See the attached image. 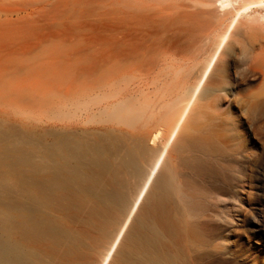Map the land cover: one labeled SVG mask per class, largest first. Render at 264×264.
I'll list each match as a JSON object with an SVG mask.
<instances>
[{
  "label": "rangeland",
  "instance_id": "1",
  "mask_svg": "<svg viewBox=\"0 0 264 264\" xmlns=\"http://www.w3.org/2000/svg\"><path fill=\"white\" fill-rule=\"evenodd\" d=\"M110 1L114 0H0V150L9 146L29 147L33 136L44 140V128H49L56 119L55 111L65 109L73 113L68 121L78 122L80 126H114L118 130L113 135L124 145L134 137L135 130L144 134L142 138L146 130L144 142L150 152L141 159V166L145 169L149 166L151 162H148L155 156L152 146L162 144L174 117L187 102L184 99L188 98V90L218 51L235 11L224 12L216 6V0H142L143 6L135 3L134 10L132 1L141 0H132L129 7L135 12L138 7L137 17L140 13L144 15L141 11L145 12L146 6L147 10L152 8L149 13L146 11V17L142 16L143 23L147 21L145 42L150 46L147 58L150 61L157 55L159 60L163 55V59L150 75L142 69L125 70L113 89L132 91L127 98L118 100L115 108L98 111L102 103L110 100L100 91H91L76 108L69 107L61 92L68 78L92 75L91 70L87 72L91 67L84 73L81 68L90 62L84 58L97 45L99 12L110 11L113 4ZM250 1L253 2L236 0L234 5ZM261 8L264 5L254 6L238 18L217 53L208 78L210 82L217 80L219 68L226 66L225 91L215 93L211 106L203 109L201 119L219 133L224 146L223 160L215 165V174L201 178L194 190V202L201 214L196 217L201 232L206 237L220 236L216 242L225 248L221 258H210L212 264H264V125L257 126L254 122L257 101L264 97V57L260 56L264 50V9ZM166 47H170L167 54ZM148 53L153 54L150 57ZM127 61L121 63L126 65ZM203 101H194L179 134L195 110L207 100ZM52 107L56 109L54 113ZM85 112L97 117L85 123ZM138 178L130 179L134 182L129 189L130 200L142 180ZM124 214L125 209L117 211L109 236L99 237L90 232L94 244L83 249L86 252L83 264H99ZM66 223L71 228H80L68 220Z\"/></svg>",
  "mask_w": 264,
  "mask_h": 264
},
{
  "label": "bare ground",
  "instance_id": "2",
  "mask_svg": "<svg viewBox=\"0 0 264 264\" xmlns=\"http://www.w3.org/2000/svg\"><path fill=\"white\" fill-rule=\"evenodd\" d=\"M124 1H110L113 3L111 10L99 12L97 45L94 52L84 58L90 62L81 68L84 73L91 67L87 72L93 73L84 76L87 78H68L66 85L64 82L65 90L61 93L67 106H78L86 94L100 91L110 100L102 103L98 111L115 108L116 102L127 98L132 91L113 89L125 70L142 69L150 75L152 68L163 59V55L159 60L157 55L150 61L147 58L150 46L145 42L147 21L144 17L152 8L148 6L150 9L147 10L145 5V12L141 11L144 7L139 9L144 15L140 13L137 17L138 7L137 12L134 7L143 6V1ZM216 2L224 12L234 9L233 18L222 35L218 51L188 90V98L184 99L187 102L174 117L162 144L152 146L155 156L146 169L141 166V159L150 152L144 142L146 130L143 138L144 134L135 130L134 137L124 145L113 135L118 130L114 126H80L78 122L68 121L73 113L65 109L55 111L56 119L49 128H44V140L41 136H33L29 147L1 148L0 264H83L86 256L83 249L94 244L90 232L99 237L109 236L110 225L121 209H125L126 214L118 223L120 226L99 264H212L211 257H222L224 245L216 242L221 237L215 234L206 237L196 219L201 214L194 202V190L201 178L215 174V165L223 160L224 150L219 133L203 124L201 119L203 109L210 105L215 93L225 91V65L218 67L215 82L208 80L217 53L243 12L263 6L264 0H253L241 6L234 5L236 0ZM169 49L166 47L164 52L167 54ZM260 56L264 57V50ZM126 60H129L125 62L128 64H122ZM203 100H207L206 103L195 110L191 121L179 134L194 101ZM50 110L54 113L56 109ZM90 114L84 113L85 123L96 115ZM254 122L257 126L264 125V97L257 101ZM138 177L142 180L130 200L129 189L134 186L130 179ZM66 220L80 228H71Z\"/></svg>",
  "mask_w": 264,
  "mask_h": 264
}]
</instances>
